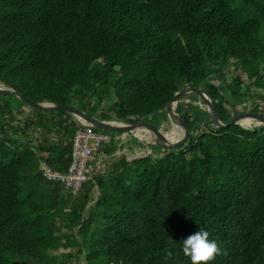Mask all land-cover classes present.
Returning a JSON list of instances; mask_svg holds the SVG:
<instances>
[{
  "label": "trees",
  "instance_id": "trees-1",
  "mask_svg": "<svg viewBox=\"0 0 264 264\" xmlns=\"http://www.w3.org/2000/svg\"><path fill=\"white\" fill-rule=\"evenodd\" d=\"M0 82L156 129L184 85L223 124L264 116V0H0ZM185 99L188 142L128 160L102 130L105 173L70 194L38 166L66 172L77 121L0 95V264H192L182 240L199 228L224 249L209 264H264V127L216 128Z\"/></svg>",
  "mask_w": 264,
  "mask_h": 264
},
{
  "label": "water",
  "instance_id": "water-1",
  "mask_svg": "<svg viewBox=\"0 0 264 264\" xmlns=\"http://www.w3.org/2000/svg\"><path fill=\"white\" fill-rule=\"evenodd\" d=\"M0 95H12L18 100L23 101L30 108L37 111H61L66 114L71 115L82 125L88 124L96 130H103L108 132H122L128 137H133L138 141L144 142L146 145L156 146L162 149L170 150L173 147L179 146L183 142H188L190 133L185 125V123L180 120L175 114L176 105L181 101V99L187 95H195L198 100V107L201 108L209 117L210 121L215 125L216 128H227L229 126H240L245 129H251L253 127H264V116L257 114H240L233 116L230 121L226 124H223L214 113L210 102L207 99L206 94L199 88H193L190 85H184L178 92H176L172 99L168 101L164 107V112L166 114V121L169 125V130L173 127L179 128L181 125L184 128L185 134L181 142L173 143L169 139L164 131L159 127L158 129L154 128L152 125L144 122H123L115 120H99L95 117L88 116L83 111L77 109L76 107L71 106H58L52 103H37L25 98L17 90L12 89L11 87L0 82ZM141 119L143 116L140 117ZM243 120L249 121L251 123L250 127H244L241 125ZM139 130L140 132L146 133L149 137V140H140L133 135V131ZM96 191L97 188L95 189Z\"/></svg>",
  "mask_w": 264,
  "mask_h": 264
},
{
  "label": "built area",
  "instance_id": "built-area-1",
  "mask_svg": "<svg viewBox=\"0 0 264 264\" xmlns=\"http://www.w3.org/2000/svg\"><path fill=\"white\" fill-rule=\"evenodd\" d=\"M76 120V119H75ZM77 121V120H76ZM79 128L74 131L71 141L70 164L66 172L61 173L52 169L45 161L39 163L38 169L41 176L48 182H61L67 193L75 194L81 185L96 174L105 173L103 165L109 156L99 155L98 151L104 144L111 141V136L102 130H96L88 124L82 125L77 121ZM128 136L122 134L120 142L126 140ZM116 151L118 155L122 153L127 156L124 149ZM121 150V152H120Z\"/></svg>",
  "mask_w": 264,
  "mask_h": 264
},
{
  "label": "clouds",
  "instance_id": "clouds-1",
  "mask_svg": "<svg viewBox=\"0 0 264 264\" xmlns=\"http://www.w3.org/2000/svg\"><path fill=\"white\" fill-rule=\"evenodd\" d=\"M210 233L204 228L189 234L182 240L185 255L190 256L192 264H209L224 251L217 240L209 239Z\"/></svg>",
  "mask_w": 264,
  "mask_h": 264
},
{
  "label": "rangeland",
  "instance_id": "rangeland-1",
  "mask_svg": "<svg viewBox=\"0 0 264 264\" xmlns=\"http://www.w3.org/2000/svg\"><path fill=\"white\" fill-rule=\"evenodd\" d=\"M231 72H232V71H231V66H228V67L225 69V71H224V73L227 74L228 76L231 75ZM187 97H189V99H185V100L183 101V103H192V104L198 106V102L196 101V100H198V99H197V97H196L195 95H187ZM194 99H195V101H193ZM192 101H193V102H192ZM244 105L248 106L247 104H244ZM25 111L27 112V113H25V115H26V114H30V111H28V109H25ZM240 111H241V110H240ZM144 120H145V121H148L147 118H145ZM160 128H161L164 132H167V131H169V128H170V127H169L168 124L163 123V124L160 125ZM114 133H117V132H114ZM120 143H122V145H124V146H126L127 148H129V151H128V152H127V151H122V152H124V153L127 154L126 158H128V160H129V159H133V158H135L136 156H145V155H148V154L151 153V151H150V152L148 151V149L145 147V143L142 142V141H141V143H143V144H138V143L135 142L132 138H131V139H130V138H127L126 140H122ZM131 150H133V151L135 152V154H133L132 152L130 153ZM120 152H121V150H120ZM114 155H115L116 157H119V156H120V155L117 154V152H115Z\"/></svg>",
  "mask_w": 264,
  "mask_h": 264
},
{
  "label": "bare ground",
  "instance_id": "bare-ground-1",
  "mask_svg": "<svg viewBox=\"0 0 264 264\" xmlns=\"http://www.w3.org/2000/svg\"><path fill=\"white\" fill-rule=\"evenodd\" d=\"M193 102V101H192ZM251 123H249V121H247V120H243L242 122H241V125L242 126H244V127H250L251 125H250ZM176 132H177V127H173L172 128V131H171V134L168 136V138L169 139H173V137L176 135ZM164 134H166V132H164ZM133 135L136 137V138H138V139H140V140H149V137H148V135L145 133V135H140L139 133H137L136 131H133Z\"/></svg>",
  "mask_w": 264,
  "mask_h": 264
},
{
  "label": "crops",
  "instance_id": "crops-1",
  "mask_svg": "<svg viewBox=\"0 0 264 264\" xmlns=\"http://www.w3.org/2000/svg\"><path fill=\"white\" fill-rule=\"evenodd\" d=\"M146 148L148 149L149 152L151 151V150H150L151 148H148V147H146ZM122 149H124V150L127 151V152L129 151V149H128L126 146H124Z\"/></svg>",
  "mask_w": 264,
  "mask_h": 264
}]
</instances>
